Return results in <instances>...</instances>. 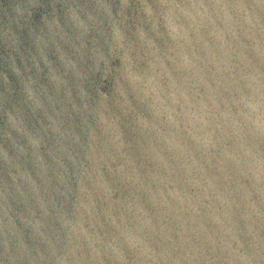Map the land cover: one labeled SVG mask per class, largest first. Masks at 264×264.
Listing matches in <instances>:
<instances>
[{
  "label": "water",
  "instance_id": "1",
  "mask_svg": "<svg viewBox=\"0 0 264 264\" xmlns=\"http://www.w3.org/2000/svg\"><path fill=\"white\" fill-rule=\"evenodd\" d=\"M0 264H264V0H0Z\"/></svg>",
  "mask_w": 264,
  "mask_h": 264
}]
</instances>
